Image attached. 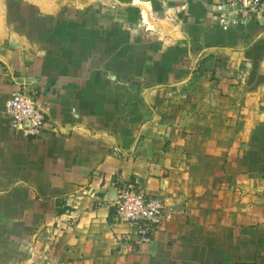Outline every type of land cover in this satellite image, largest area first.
I'll list each match as a JSON object with an SVG mask.
<instances>
[{"label":"crops","instance_id":"obj_1","mask_svg":"<svg viewBox=\"0 0 264 264\" xmlns=\"http://www.w3.org/2000/svg\"><path fill=\"white\" fill-rule=\"evenodd\" d=\"M28 1L48 15L60 9L53 0L44 6ZM217 1L153 0L163 16L158 25L163 37H159L155 52L140 58L141 62L156 64L142 74V81L169 77L174 85L176 79L179 82V78L189 76L188 68L181 62L195 65L198 57L207 56L253 67L262 62L264 68V15L225 31L220 28L213 7ZM144 3L149 2L142 0L139 7ZM85 8L79 5L72 10L82 15ZM100 24L83 19L80 27L95 30ZM62 26L58 21L32 23L28 33L21 34L13 22L10 28L3 8L0 9L1 204L11 205L18 213L26 207L29 228L35 229L39 224L43 226L38 227L41 230L57 220L61 233V222L67 220L64 214H75L76 224L68 231L71 234L58 237L59 244L54 249H74L71 254L75 259L84 256L92 264H120L123 259L130 264H264L260 198L256 196L251 203L237 195L229 198V183L221 175L214 176L206 159L203 165L175 164V150L179 151L184 143L175 138L167 147L164 123L157 126L151 121L143 122L138 131H133V105L126 101L115 104L114 87L105 91L101 86L96 69L98 55L91 49L85 57L83 38L72 43L75 51L69 52L65 39L61 43L60 33L56 32ZM42 28L49 37L43 44L31 43V34L37 35L35 31ZM129 28L124 23L125 36ZM197 28L203 32L199 38L193 35ZM96 39L92 36L87 45ZM91 62H96L92 68ZM161 84L156 80L143 85V89H149L151 95L169 90ZM21 89L35 99L44 114V130L38 137H21L10 127L6 103L14 91ZM100 94L107 101L101 102ZM117 111L121 117L116 122ZM150 127L156 129L155 133ZM173 131L169 132L172 136L176 133ZM93 179L100 187L90 188L92 193H98L94 202L79 194ZM111 180L117 183L109 185ZM136 184L148 198L163 201L173 216L161 224L150 242L118 245L117 238L129 239L134 228L130 223L118 222L113 202L106 197L112 189ZM21 215L16 216L18 221ZM111 249L140 250L136 254L129 252L121 260L113 256ZM58 253L64 256L61 251Z\"/></svg>","mask_w":264,"mask_h":264},{"label":"rangeland","instance_id":"obj_2","mask_svg":"<svg viewBox=\"0 0 264 264\" xmlns=\"http://www.w3.org/2000/svg\"><path fill=\"white\" fill-rule=\"evenodd\" d=\"M33 1L44 6L51 0ZM53 1L60 6L54 15L39 12L41 11L39 6L28 0H0V9L3 8L10 28L13 22L15 30L21 34L23 32L27 34L32 23L62 22V29L56 32L60 33L61 43L65 39L69 52L75 51L72 43L74 45L77 39L83 38L81 43L85 42L83 46L85 57L91 49L98 55L97 67L99 68L96 69H99L101 86L105 91L107 88L114 87L117 94L115 104L118 101H126L133 105L131 110L133 116L130 120L133 131H138L139 125L143 122L151 121L152 125L157 126L164 123V138L169 142V145H165L170 146L175 138L184 143L179 151L175 150L178 154L175 164L181 167L182 165L191 166L194 163L203 165L206 159L208 162L206 164L208 168H211L214 176L221 175L224 181L229 183L227 191L229 198L237 195V198L244 197L251 203L257 196L260 198L259 212L264 214V68L261 66L262 62L254 63L253 67L245 65L244 62L225 63L217 60L215 56L212 58L197 56L195 65L186 61L181 62L186 69L188 68L189 76L179 78V82L176 79V85L171 83L169 77H151L147 83L140 77L147 70L155 68L156 64L141 62L140 58L142 55L150 56L155 52L156 45L160 41L159 37H163L162 28L158 27L159 20L163 16L160 10L157 11L153 0L151 2L148 0V5L145 2L141 8L139 6L142 5V0ZM79 5L87 7L82 15L72 10ZM81 19L88 23L94 20L101 24L95 30H90L86 26L81 28ZM124 23L130 27L126 30V36L123 34ZM45 30L42 28L35 31L37 35L32 33L31 43L36 41L37 45L38 42L43 44L46 36L49 37V34L44 35ZM202 34L199 28L193 32L195 38L201 37ZM92 36L97 38L96 42L88 46L87 40ZM189 59L192 58L189 57ZM95 63L91 62L90 68L95 66ZM184 68L181 67L182 70ZM102 73L103 76H101ZM156 80L162 83V87L169 90L152 95L149 94V89L147 92L144 91L143 85H149ZM113 96L110 97L113 99ZM105 98L103 94H100L101 102L107 101ZM119 115L117 111L116 122L121 117ZM154 129L152 133H155L156 129ZM171 129L176 132L173 136L169 134ZM175 147L177 146L175 145L174 149ZM115 152L118 153V150ZM94 181L93 179L89 182L86 189L77 192H80L82 197H89L93 202L96 201L98 193L96 194V190L92 193V189L99 187ZM110 182L109 185L113 184L112 182L117 183L114 180ZM104 184L105 181L101 186ZM133 186L145 193L137 184ZM84 190H86L85 194L82 193ZM54 208L57 211L60 210V207L54 206ZM79 208L82 209L81 204ZM170 211L173 215V211ZM20 213L21 220L18 221L16 216ZM27 214L26 207H22L18 213L17 209L14 210L11 205L5 206L0 202V264H77L75 261L79 260L78 264H92L90 261L86 262L87 259L84 256L75 259L71 254L74 249H54L55 245L59 244L58 237L66 233L71 234L68 231L76 224L75 214L68 213L73 219L67 213L64 214V216L67 215L65 219L69 222L67 220L61 222L64 228L62 233L59 231L60 222L57 220L51 221L41 230L38 227L43 226L39 224L35 229L29 228ZM119 220L118 222L129 225L127 221ZM162 223L157 226L156 231L162 228ZM131 227L134 228V232H129V234L132 233L130 238L118 237V245H124L126 242L130 246H138L140 242L148 243L156 233L155 231L149 239H144L139 229H136L134 225ZM139 250L111 249V252L114 257H120L122 260L129 252L136 254ZM261 250L259 258H262L264 253L261 254ZM58 251H61L64 256L61 257ZM61 258L63 259L60 262ZM122 261L120 264H130L124 262V259Z\"/></svg>","mask_w":264,"mask_h":264},{"label":"built area","instance_id":"obj_3","mask_svg":"<svg viewBox=\"0 0 264 264\" xmlns=\"http://www.w3.org/2000/svg\"><path fill=\"white\" fill-rule=\"evenodd\" d=\"M222 30L244 25L251 18L264 15V0H218L214 4ZM11 129L24 137H38L45 126L40 105L25 90H16L6 103ZM113 202L116 217L136 226L144 239H149L160 223L169 221L172 212L163 201L148 198L133 185L118 187Z\"/></svg>","mask_w":264,"mask_h":264},{"label":"water","instance_id":"obj_4","mask_svg":"<svg viewBox=\"0 0 264 264\" xmlns=\"http://www.w3.org/2000/svg\"><path fill=\"white\" fill-rule=\"evenodd\" d=\"M116 195H117V192L116 190L112 189L108 192L107 194V200H109L110 202H114L116 200Z\"/></svg>","mask_w":264,"mask_h":264}]
</instances>
